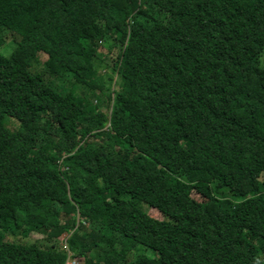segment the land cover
<instances>
[{
    "label": "trees",
    "instance_id": "1",
    "mask_svg": "<svg viewBox=\"0 0 264 264\" xmlns=\"http://www.w3.org/2000/svg\"><path fill=\"white\" fill-rule=\"evenodd\" d=\"M114 2L0 0V264H264V0Z\"/></svg>",
    "mask_w": 264,
    "mask_h": 264
},
{
    "label": "rangeland",
    "instance_id": "2",
    "mask_svg": "<svg viewBox=\"0 0 264 264\" xmlns=\"http://www.w3.org/2000/svg\"><path fill=\"white\" fill-rule=\"evenodd\" d=\"M124 6H125V0H118V1L115 0L114 6H113V12L119 18H121L123 16V7ZM155 11L158 14L162 15L160 12H158L157 9H155ZM11 42L12 41L10 40V36L7 33L0 35V51H2L5 54L9 53L10 47H11ZM101 45L102 46L99 47V50H97V56H98V59H100L101 62L104 63V65L107 64V66L103 67V69L102 68H100V69L102 72H107V73L111 74V68L109 69L108 66L111 64L113 56L111 53L108 52V46H107L106 42H105V44L102 43ZM31 69L32 70H41V62L39 59H35L34 61H32ZM113 78H114V80L112 79L113 83H111V85H112V87H117L118 86L117 83H114V81L117 80V77L115 74H113ZM142 207L150 216L155 217V218H161L160 213L156 209L151 208L146 204H143ZM66 236H68V234H62V241L60 244L61 248H63V250L66 252V258L62 264H65L67 260L70 261V258H68L69 257L68 252L70 250L68 249L67 245L64 242V239L66 238ZM5 238L8 240H16V241L20 240V241H29L30 242V241H34L35 239L39 240L40 238H43V236L41 234L33 233L31 235L30 239H28V238L14 237V235L9 233V234H6ZM64 246H66V247H64ZM143 251L149 256L152 255V252L149 249H143ZM78 264H84L82 258L81 259L79 258Z\"/></svg>",
    "mask_w": 264,
    "mask_h": 264
},
{
    "label": "built area",
    "instance_id": "3",
    "mask_svg": "<svg viewBox=\"0 0 264 264\" xmlns=\"http://www.w3.org/2000/svg\"><path fill=\"white\" fill-rule=\"evenodd\" d=\"M64 247H66V246H64ZM68 256H69L68 258H70V261L67 260L65 264H78L79 263L80 257L74 256L73 253L70 251L68 252Z\"/></svg>",
    "mask_w": 264,
    "mask_h": 264
}]
</instances>
